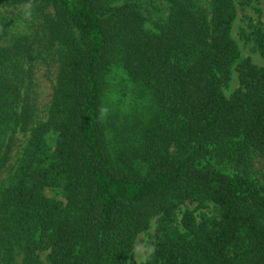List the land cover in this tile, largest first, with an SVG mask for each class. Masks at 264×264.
<instances>
[{
	"label": "trees",
	"instance_id": "trees-1",
	"mask_svg": "<svg viewBox=\"0 0 264 264\" xmlns=\"http://www.w3.org/2000/svg\"><path fill=\"white\" fill-rule=\"evenodd\" d=\"M255 2L0 0L29 7L15 31L0 18V264H129L154 218L144 264H264V66L233 35ZM252 37L264 58V23ZM42 63L56 67L45 120ZM113 67L143 104L108 118ZM187 203L219 216L179 221Z\"/></svg>",
	"mask_w": 264,
	"mask_h": 264
},
{
	"label": "rangeland",
	"instance_id": "rangeland-1",
	"mask_svg": "<svg viewBox=\"0 0 264 264\" xmlns=\"http://www.w3.org/2000/svg\"><path fill=\"white\" fill-rule=\"evenodd\" d=\"M28 6L20 7H4L0 9V18L6 19L11 25V30L15 31L23 26L21 16L28 12ZM52 11V10H51ZM264 23V0H257L251 7L240 9L238 19L236 21L233 35L236 39L242 59L249 58L252 63L258 67L264 66V58L256 51L253 42V32ZM37 93H38V115L40 119H46V111L50 104L54 81L56 77V67L39 64L37 67ZM108 87L105 97L106 117H122L133 113L136 109H141L143 101L136 99V90L133 83L129 80L126 73L117 67H113L108 76ZM240 88L239 74L233 71L229 86L224 88V93L230 97L236 90ZM56 137L54 135L48 136V143L54 146ZM254 179L262 182L264 169L262 163L257 160L255 167ZM45 195L57 201L65 202L60 194V190L46 189ZM195 211L198 221L204 217H218L219 213L212 203H205L198 206L197 204L187 203L178 212V220L180 221L183 213L187 210ZM157 218L151 221L149 228L139 234L137 237L135 248L132 252L129 264H144L147 258L153 253L156 235H157ZM47 254L41 255L42 260L47 262Z\"/></svg>",
	"mask_w": 264,
	"mask_h": 264
}]
</instances>
